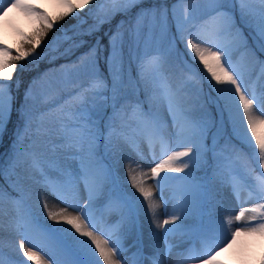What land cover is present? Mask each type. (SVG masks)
Wrapping results in <instances>:
<instances>
[{
  "label": "snow or ice",
  "instance_id": "6c2138e0",
  "mask_svg": "<svg viewBox=\"0 0 264 264\" xmlns=\"http://www.w3.org/2000/svg\"><path fill=\"white\" fill-rule=\"evenodd\" d=\"M206 2L211 5L207 18L203 23L191 24L189 29L185 25L193 20L192 0H174L171 5L161 0H58L59 6L67 10L51 19L28 0H0V14L16 9L39 18L43 25L35 44L29 39L27 42L33 46L11 57L15 61L35 53L36 45L55 27L54 21L70 15L76 21L62 37L49 42L51 59L74 57L60 66L67 78L55 82L38 97L25 93L24 103L16 112L21 127L15 132L12 153L6 161H0V232L7 228L24 233L25 239L27 234L35 233L52 249L50 260L44 261L33 246L20 243L19 250L33 264H99L101 260L103 264H142L138 240L128 243L135 231V201L116 191L113 166L108 163L110 158L116 160L123 148L138 150L142 144L152 150L156 144L164 147L174 142L184 149L172 151L151 168V178L161 191L164 184L173 182L175 201L170 218L162 224L155 221L156 227L162 228L165 236L179 230L204 239L223 233L218 250L198 257L187 249L178 254L177 264H189L193 259H199L200 264H223L217 257L241 234L264 240V171H255L256 167L264 169V136L256 135L257 125H264V120L253 116L256 103L262 105L264 115V91L259 98L255 91L248 93L243 75L231 65L227 48L214 43L227 33L234 43L243 40L247 47L243 31L247 28L256 50L264 54V0H238L239 23L228 6L229 0ZM89 4L94 5L89 10L91 23L78 12ZM117 16L121 19L115 30L105 33V44L99 35L101 29ZM181 44L210 74L209 84L216 93L214 102L233 130L223 144V128L217 126L215 117L208 112L190 111L184 88L168 71L170 56ZM10 52L0 45V134L13 115L14 98L11 86L5 83L16 71L9 62ZM257 63L264 68V60L257 57ZM65 90L66 96H61ZM241 131V143L246 140L251 144L255 137L251 156L233 143ZM241 168L250 178L241 174ZM205 169H210L214 182L230 188L241 205L234 220L243 223L237 227H232V219L219 224L212 217L204 221L205 184L195 174ZM146 175L142 173L138 179L130 171L128 179L148 202L155 220L153 194L144 186ZM33 180L53 191L62 202L83 201L76 209L80 215L66 214V209L48 210L45 201L46 218L55 223H39L24 204V193ZM242 192L255 201L252 207H243L247 201L240 199ZM94 213H99L108 239L102 240L93 230ZM189 220L197 223L189 225ZM63 224L70 227L64 228ZM134 248L136 251H131ZM0 264H6L2 252ZM151 264L166 262L154 254Z\"/></svg>",
  "mask_w": 264,
  "mask_h": 264
},
{
  "label": "rangeland",
  "instance_id": "374dc122",
  "mask_svg": "<svg viewBox=\"0 0 264 264\" xmlns=\"http://www.w3.org/2000/svg\"><path fill=\"white\" fill-rule=\"evenodd\" d=\"M28 2L34 3L35 5L50 3V5L54 8L60 7L58 0H28ZM173 3L174 0L172 2H168L167 4L171 5ZM228 6L235 12L238 23V0H229ZM192 7L194 10L193 20L190 24L185 25V27L189 29H191V24H200L204 22L210 12L211 5L208 4L206 0H192ZM120 19L121 17L117 16V20L119 21ZM88 22L91 23L92 19L90 18ZM35 25L36 22L34 17L27 16L18 10L10 15L0 14V45H4L8 49L12 50L15 39H17V37L22 33L27 34V37H29L33 41V44H35V40L38 39L36 36L38 28ZM104 26L99 34L102 37L104 35ZM243 31L244 38L247 40V47H245L243 40L238 43H234L232 37L227 33L219 37L216 41H214V43L219 45L221 48H227L231 65L237 72L243 75L245 83L248 87V93L255 91L257 98H259L262 91H264V81L262 78L264 77V75H262L264 74V68H262L259 64L257 67H252L249 61L251 59H257V57L259 60H264V54H260L256 50V44L253 41L251 30L245 28ZM46 37L47 36L45 35V38ZM41 43L42 42L40 41V44L36 45V47L41 46ZM33 44H30V46L32 47ZM207 46L208 45H202V47ZM212 50L215 51L217 49L213 47ZM253 52H256V56L252 55ZM189 53L190 50L185 49L182 44L179 45L178 51H173L170 56L168 71L172 79L184 88V95L187 101L186 106L190 111L195 114L202 111L208 112L216 118L217 126L223 128V139L221 140V144H223L224 140L228 139L229 134L232 133V127L227 122L226 117L220 112L219 106L214 102L216 93L209 84L210 74L207 73L203 64L198 59L194 60L192 55ZM245 53L249 56L244 61L242 57ZM49 54L50 52H43L39 54L34 53V56L36 58L50 57ZM72 59H74V57L65 58L63 64H68ZM128 71L131 72V68H129ZM255 71L257 72L255 73ZM66 78L65 72L61 70L60 66L50 67L48 69L46 68V70L38 77L34 78L28 93L30 96L38 97L42 93L46 92L52 84ZM253 79L254 83L251 82ZM211 84L215 85V83L212 82ZM68 87L70 88L71 85ZM66 94L67 90L60 93L61 96H66ZM261 107L262 105L260 103L254 104L253 116L256 119L264 120V115L261 114L260 110ZM20 127L21 125L15 129V132ZM213 131H215V129H213ZM247 135L251 136V131L247 132ZM256 135L264 136V129L256 130ZM1 138L2 134H0V140ZM14 139L15 135L13 141ZM242 139L243 131H241L237 137L233 139V143L241 149L244 148V144H248L246 140L241 143L240 141ZM13 141L10 142L11 145L8 153H6L7 155L4 161H6L12 153ZM251 144H255V137H252ZM251 144H249V146H251ZM183 150V148L176 147L174 142L164 147L160 144H156L152 150H149L146 144H142L138 150L125 147L119 153L116 160L111 158L109 159L110 164L113 166V177L115 180L116 191L127 195L129 199H133L135 201L137 210L136 225L135 231L129 237L128 243L138 240L137 247L140 251L142 264H151L154 254H159L165 260L166 264H177L178 254L185 251L179 250L187 249L191 247L192 244L194 245L195 242L196 246L192 247L191 250H193L198 257L203 256L206 255L208 251L218 250L216 246L220 240L223 239L222 232L214 233L211 238L204 239L201 237L199 238V236L186 230L169 232L167 236H165L164 230L156 227L155 221L162 224L165 219L170 218L175 201L172 197L173 182L164 184L163 190L161 191V188L157 187L156 181L151 178V168L154 167L160 159H167V156L171 155L172 151ZM153 156H155V159H153ZM72 166L75 168L76 164L73 163ZM257 169L258 171L255 170L256 173L264 171V169H260L259 167ZM130 171L132 175H136L138 179L141 178L142 173H147V175L143 177L145 180L144 186L153 194L152 200L155 205V220L153 212L148 208V202L144 201L140 193L137 192L136 189L132 188L131 181L128 179ZM240 172L245 176V178H250L247 177V174L242 168L240 169ZM163 174L164 173L161 175ZM168 175L182 174L168 173ZM197 176L201 178L205 184L204 195L206 200V209L204 221L207 222L209 217H212L214 221L219 224L222 220L227 221L228 219H232L233 228L243 223L234 220V215L240 211L241 205L232 190L224 185H219L214 182L212 180V173L210 169L200 171ZM133 193L135 196L132 195ZM240 199L247 201V203H244L243 205L245 208H250L255 203L253 200H248L247 192H242ZM45 201L48 204V210L60 211L62 209H66V214L73 216L80 215L79 211L76 209L78 205L82 206L83 204V201L76 202L69 200L67 203L62 202L53 191L42 187L41 184L35 180L30 182L24 193V204L27 211H29L39 223L52 225L55 222L47 220L46 211L43 208ZM7 207L8 206L6 204L5 208L7 209ZM92 217L94 223L96 224V228L93 230L97 232V235L100 236L102 240L108 239L107 235L103 234L106 231V228L99 216V213L92 214ZM5 221H7V218H5ZM188 223L189 225H195L197 221L189 220ZM62 226L64 228L70 227L66 224H63ZM197 238L201 240H197ZM17 239H19L18 242L21 241V243L33 246V251H36L38 256L44 261L50 260L52 249L48 243L42 241L38 234L29 233L27 234V239H25L24 233L11 232L6 228L3 232H0V252H2L3 259L6 261V264H33V261L24 257L23 252L19 250V247L17 246L18 242L16 241ZM81 239L86 238L81 237ZM88 243L91 244L90 241ZM232 249L236 250L232 252ZM131 251H136V249L134 248ZM262 252V257H264V240L260 239L258 236L249 237L241 234L236 238V241L232 244L231 248H228L224 252L220 253L217 260L223 261V264H250L256 259V256ZM96 255L98 256V253ZM99 264H103V261L101 260ZM189 264H200V260L193 259L189 262Z\"/></svg>",
  "mask_w": 264,
  "mask_h": 264
},
{
  "label": "trees",
  "instance_id": "16d2710c",
  "mask_svg": "<svg viewBox=\"0 0 264 264\" xmlns=\"http://www.w3.org/2000/svg\"><path fill=\"white\" fill-rule=\"evenodd\" d=\"M75 3L76 0H73ZM92 4H89L87 7L84 9H78V12L80 13L81 17L88 16L89 15V10ZM45 13L48 14L49 18H54L56 17L60 12L66 11V8L59 7L57 9L51 8L50 6L43 5L39 6ZM37 22H38V29L36 32H38L42 27V23L39 20V18L35 17ZM75 20L73 17L70 15L66 17L62 21H54L55 27L47 32V34H54V32L61 33L63 30H65V26L67 27L68 25L72 24ZM76 22V21H75ZM64 25V28H63ZM46 34V35H47ZM37 36V35H36ZM30 38L27 37V34L18 36L17 39L14 41V45L12 48V56L14 57L15 55H18L21 50L27 51L29 48H31L30 44L27 42ZM46 39L45 36L42 40ZM41 49L35 48V51H40ZM9 57V62L12 63L16 71L13 72V78L12 80L8 83V85L11 86V92L17 96L18 102L22 100V95L24 93V89H26L27 84L32 80L31 78L35 77L36 74L41 72L43 69H45L46 66L49 65H54L56 66L60 63V59H54L51 61L47 60H30V59H22L20 61H15ZM23 63H26L25 66H23ZM19 120L17 119L16 112L13 113L11 121L8 123L5 131L3 132L4 135L2 136L1 144H0V160L3 157V153H5V150L8 146V142H10L12 138V134L14 131V125L18 123Z\"/></svg>",
  "mask_w": 264,
  "mask_h": 264
},
{
  "label": "bare ground",
  "instance_id": "6f19581e",
  "mask_svg": "<svg viewBox=\"0 0 264 264\" xmlns=\"http://www.w3.org/2000/svg\"><path fill=\"white\" fill-rule=\"evenodd\" d=\"M15 11H17V10H16V9H13V10L9 11V12L7 13V15L13 14ZM244 125H245V127H246V121H244ZM257 127H258V128H257ZM257 127H256V130H262V129H264V125H257ZM249 131H250V130H248V132H249ZM245 240H246V239H245ZM16 241L18 242L19 239H17ZM20 243H21V241L18 242L17 246H19ZM234 250H236V249H232L231 251L233 252Z\"/></svg>",
  "mask_w": 264,
  "mask_h": 264
}]
</instances>
